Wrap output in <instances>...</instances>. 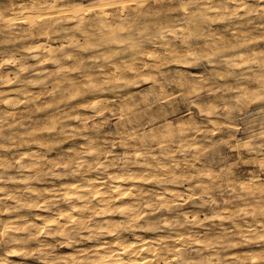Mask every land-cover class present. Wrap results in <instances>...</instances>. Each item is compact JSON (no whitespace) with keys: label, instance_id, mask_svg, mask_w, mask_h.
<instances>
[{"label":"clouds","instance_id":"1","mask_svg":"<svg viewBox=\"0 0 264 264\" xmlns=\"http://www.w3.org/2000/svg\"><path fill=\"white\" fill-rule=\"evenodd\" d=\"M0 264H264V0H0Z\"/></svg>","mask_w":264,"mask_h":264}]
</instances>
